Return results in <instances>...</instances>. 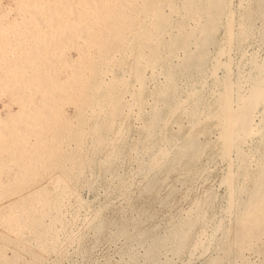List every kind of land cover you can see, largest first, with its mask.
<instances>
[{"label":"bare ground","instance_id":"obj_1","mask_svg":"<svg viewBox=\"0 0 264 264\" xmlns=\"http://www.w3.org/2000/svg\"><path fill=\"white\" fill-rule=\"evenodd\" d=\"M248 1L238 0V7L242 9ZM259 1L263 4L260 8H264V0ZM10 2L13 7L0 0V200L19 195L3 201L4 206H21L27 223H9L8 227L28 231L40 253L22 248L21 244V247L16 246L19 240H12L10 235L6 236L12 238L10 241L0 235V264H48L45 257L49 254L55 256L49 262L58 264L63 259L66 244L61 242L56 229L60 222L56 226L48 220L51 225H45L37 217L41 214L40 219L44 218L51 200L47 199V205L46 197L41 200L40 194V198L35 195L38 191L21 196L19 192L27 185L19 180L9 182L8 177L23 179L53 171L65 178L72 173L80 176L85 167L93 166L91 156L95 153L103 155L99 167L106 172L130 142L128 134L132 127L128 119L131 115L139 122L136 125L140 136L130 142V147L148 190L156 187L160 173H164L165 178L191 174L204 177L209 169L202 165V160L218 159L225 165L220 180L227 196L225 213L236 209L235 216L231 212L235 219L232 218L233 229L229 235L233 250L230 264H252L255 248L264 244V190L260 186L264 182V155L259 151L264 146V56H246L241 51L252 30L246 27L248 22L240 25L244 22L242 18L236 25L232 0ZM219 32L222 36L217 41ZM70 51L75 53L74 61L68 55ZM234 51L241 57L236 64L231 57ZM125 61L130 63L125 64ZM61 100L72 105L69 106L74 110L75 124L61 118L67 117L66 113L58 115L57 103ZM124 112H127L126 117ZM173 125L177 131L185 125V134L172 136L169 129ZM247 183L253 184V192H247L250 196L244 195L246 200L237 202V195L244 191ZM36 184L38 187L43 182ZM85 185L93 188L88 182ZM157 191L156 194L160 190ZM32 202H38V213L32 210ZM195 219L189 216L172 225L167 235L157 241V246L154 244L155 249L146 253L150 261L155 264L156 254L169 247L179 264H193L198 256L206 257L205 262L202 259L203 264H225V253L207 256L213 243L222 239L219 233L227 234L222 222L211 224L209 233L201 230L193 236L190 245L185 246L183 239L189 236ZM203 219L211 220L209 216ZM101 220V209H97L88 218L87 229L98 234L94 232L102 231ZM217 233L220 240L216 241ZM11 240L17 243L12 246ZM9 245L13 250L8 249ZM23 253L26 258L21 256Z\"/></svg>","mask_w":264,"mask_h":264},{"label":"rangeland","instance_id":"obj_2","mask_svg":"<svg viewBox=\"0 0 264 264\" xmlns=\"http://www.w3.org/2000/svg\"><path fill=\"white\" fill-rule=\"evenodd\" d=\"M4 2L6 4H8L10 7H13V4H11L10 0L9 1L4 0ZM232 2H233L232 3V5H233L232 11H233V13H235L234 19L236 18L235 19V23L237 22L236 25H239L241 23L240 25L243 24L245 26V24H247V22H248V24H247L248 26H246V27L250 26L251 28L250 27L249 28L252 30L251 37H249V39L247 40V43L244 45V47H242L243 49L241 51L246 53V56H249L251 54H256V55L259 54L258 56L263 57L264 56V44L262 43V41H264V8H260V7H263V4L259 0H249L246 3L247 5L245 4V6H244V7H246V6L247 7L246 8L243 7L242 9H240L238 7V0H232ZM259 10L262 11L263 14H261ZM238 18H240V19L238 20ZM241 18H242V20L244 19L243 20L244 22L241 21ZM238 21L239 22L241 21V22L239 23ZM221 34L222 33L219 32L216 35L217 41L220 40V38L222 36ZM250 38H253V39H250ZM256 47L258 49H256ZM215 48L216 47H214V49ZM235 53H236V51L232 52L231 57H232V59L234 57V59L236 61V62L235 61L234 62L236 64L240 61L241 57H240L239 52L236 54ZM68 55L72 58V61H74L73 60V58L75 57L74 51H70L68 53ZM117 56L120 57L121 55L119 54ZM238 59H239V61H238ZM120 62L123 63L122 61H119V63ZM125 62H127V63H125ZM125 62H124L125 64L130 63L129 61H125ZM61 101H58L57 107L59 106L61 109L63 108L62 110L64 111V113L58 107L59 108L58 109L59 111H57L59 113L58 115L61 116L64 114L63 116H65L67 114V117L61 116V118L69 121L72 124H75L76 120L73 118V117H75V114H74V110L71 108L72 105L69 104L71 106L70 107L68 104H65V102L62 101V102H64V104H65L64 105ZM2 102H6V99H2ZM59 102H61V104H59ZM62 104H63V106L61 107L60 105H62ZM66 105H68V106H66ZM66 111H68V112H66ZM60 113H61V115H60ZM72 114H74V115H72ZM123 115L126 117L127 112H124ZM128 122H129V125L132 127V130L128 134L129 141L132 142L134 140H137L138 139L137 137L140 136L138 126H137L139 122L137 120H135L133 115H131L129 117ZM182 122L184 123V121H182ZM136 123H137V125H136ZM132 125L134 126L135 129L136 128L137 129L135 130ZM170 130L174 131V132H171ZM134 131H136L135 134H134ZM169 131H170L169 133L174 137H175V135H176V137H182L185 134L186 129H185V125H184V127L182 129L177 131L176 126L173 125V127H171L169 129ZM180 131H183V133L180 134ZM131 133H133V134H131ZM176 133H178L179 135H182V136H179ZM135 135H137V136L133 137ZM130 138H131V140H130ZM86 142L88 143V147H90V145H91L90 140L87 139ZM130 142H127L125 147L122 148V151H121L119 157L117 158V160H115L107 168L108 170L105 169L106 172H104V169L102 170L101 167H99L100 161L103 158V155L95 153L96 155L93 154L95 157L93 155H92L93 157L91 156V161L93 160L92 161L93 166L91 167V169L90 168L88 169L87 167H85L82 171L83 175L80 174V176H79V174H73L72 173L70 176L65 178V177H63V174L62 175L59 174L58 171L57 172L53 171V172H49V174H53L55 176L57 174L56 177L49 175L48 172L47 173L45 172L46 174L43 172H42L43 173L42 174L40 172L39 174H41V175L37 174L39 176L32 175L33 177L29 176V177H25L23 179L22 178L21 179H14L13 178V180H12V178H11L12 176L8 177L7 180L9 182H15V181L19 180L18 182H21V183L27 185L24 189H22L19 192V194H21V192H22L21 196H25V195H28V193L31 194V193H35L38 191L35 195H37L39 197V194H40L41 200L46 197L45 203H47V205H48V200H51V201H49V206L51 208L49 207V211L45 214V216L42 215L46 219H44L43 217H42V219L44 221L42 219H40L41 214L40 215L37 214V217L39 216L40 218H38V219L41 221V223L44 222L45 225L46 224L51 225L52 223L55 222L56 226H57L58 222L61 223V224L59 223V225H58V227H56V229L58 230V232H60V234L58 233V236H59V239H61V242H64L67 245L65 244V253H64L63 259L60 260V262L58 264H144V263L145 264H153V261H150V258L147 257L146 253L149 251H153L155 249V246H157V243H158L157 241L163 239L167 235L166 233H168V230H169V228L171 229L172 225H174V226L177 225L178 222L180 223L182 220H184V218L187 219L189 216L192 218L196 217L197 219L194 220L195 222L192 226V229H190L191 231H189L190 232V234H188L189 236H187L183 239V243L185 240V243H184L185 246L188 247L190 245V241L201 230H204V231L209 233L210 231H212V227H211L212 225L211 224H216L217 222L218 223L222 222V223H224L223 231L227 232L228 235L226 233L220 232L219 233V235L221 234L220 237L223 236V237H221L222 239L220 240V237H218L219 235L217 233L216 241H217V239L220 241L213 243V245H212L211 249L209 250V253L207 256L208 257L222 256L225 253L223 255L225 258L227 257V261H225V264H230V262H231L230 260L233 256V250L231 249L232 236H229V235L233 229L234 220H232V218H234V217H232V216L233 215L235 216L236 209L232 208L231 211L229 212V214H226L227 213L226 206H225L226 203H224V202H226V199H227L226 190L223 186H221V181H220L222 179L221 177L223 175V170L225 168V165L221 161H219L218 159L202 160L203 161L202 165L207 170L209 169L208 171H206V173L208 172L207 173L208 175L205 174L204 177L203 176H197L195 174H191V175L180 177V178H175L173 176L165 178L164 173H160V174H158L159 176L156 177L157 180L155 181V185H156V183H157V185H156V187H154L151 190L152 191V193H151V191L148 190L146 187L147 181L144 179V177H143L144 175L142 173H140L139 170H137L138 169V164H137L138 161H136L137 159H136L135 153L132 151V149L130 147V145H131ZM128 147H130V149ZM260 148H259V151L260 150L262 151V153H261V151H260V153L264 155V149H263L264 146H261ZM214 161H216V162H214ZM210 163H211V165H210ZM111 166H112V168H111ZM217 167H218V169H217ZM219 170H221V172ZM54 172L56 174H54ZM116 172L118 173V175ZM108 173H109V175H113V177L109 176ZM40 176H43L44 178L42 177V179H45V181H42V179H40ZM59 176H60V178H58ZM114 176L118 177V179ZM113 178H115L116 180L115 179L113 180ZM134 178H136V179H134ZM110 179H112L111 182H110ZM47 180H49V182ZM57 180H59V181H57ZM117 180H118V182H117ZM54 181L57 184H55ZM165 181H166V183H165ZM40 182H43V184H40L38 187H35V184L36 183L39 184ZM45 182L49 183V184H46ZM87 182L91 186H93V188H90V189H89V187L87 188V186L85 185V183H87ZM27 183L28 184L30 183V184L28 185ZM160 183H162V184L165 183V184H164V186H162V184H160ZM37 184H36V186H37ZM54 184L57 185V187H56L57 189L55 188ZM43 185H45V186H43ZM124 185H126V187L129 186L128 189H126V187H124ZM159 185L161 186V188ZM252 185H253L252 183L246 184V186L243 188L244 191H242L241 193H239L237 195L238 196L236 198L237 202L244 201L246 196L247 197L250 196V194H251L250 191L253 192V190L255 188ZM260 186H261V189L264 190V182ZM52 187H53V189L55 188L56 192H55V190L52 189ZM84 187H86V189ZM33 188H35L36 191L35 190L33 191ZM155 188H156V190H155ZM28 189H32V190H30L31 192H29ZM170 189L173 191L172 193L170 192ZM26 190H28V192ZM60 190H62V191H60ZM145 190H146V193H144ZM154 190L156 192H158L157 190H160V191H159V193L156 194V192H154ZM123 191H125L126 193ZM147 191H149V193ZM65 192L66 193L70 192V193L66 194ZM169 192H170V195L172 194L171 196L169 195ZM247 192L250 194L246 195ZM44 193H45V195L43 196ZM100 193H101V195H100ZM146 194H148V195H146ZM154 194H156V195H154ZM240 194H242L241 197H240ZM127 195H128V198L124 199V197H127ZM138 195H140V196H138ZM244 195H245V197H244ZM17 196H19V195H17ZM55 196H56V198L59 197L58 198L59 200L56 199ZM10 197H7L5 199L0 200V213H1L0 214V232L3 231L2 233H0V235H3L2 238L5 236V239L9 238L6 236L10 235V237H12L13 239L9 238V241H10V239H12V240L16 239L17 241L19 240L18 243L16 240H15V242L11 240V242L9 244H11L12 246H14L13 245L14 243L15 244L17 243L16 246H19L21 244L22 248L25 246L24 248H26V249L28 248L29 250H31L34 253L37 251L36 253H38L39 248L36 245V243L34 242L33 237L30 235V233H28L27 230H26L27 232H25V229H21L22 231H20V230L18 231V230H15V229L8 227L12 223L13 224L19 223V222L20 223H23V222L27 223V221H25V219H24L21 206H16V205L15 206L14 205L4 206L5 202H3V201L12 200V197L14 199L15 196H10ZM121 197H123V198H121ZM207 197H209L211 199V201ZM60 198H61V201H60ZM240 198H243V199H240ZM53 199H54V201H53ZM161 199H163V200H161ZM166 200L168 201V203L166 202ZM55 201H58V204H56L57 202H55ZM137 201H139V202H137ZM163 201H165L166 203H164ZM205 201H208V202H205ZM51 202H52V204H51ZM106 202H107V204H106ZM161 202H163V205ZM37 203L32 202V210L37 211L36 213H38L39 212L38 210H40V207L38 206ZM60 203H61V205H60ZM125 203H126V205H125ZM159 203L161 205H159ZM33 204L36 205V207L34 206L35 208L33 207ZM51 205H54V207L56 209ZM203 205H205V206H203ZM57 206L58 207L61 206L64 209L61 207L58 208ZM112 207H113V209H112ZM204 207H205V209H204ZM93 209H94V211H93ZM97 209H101V218H102L101 222L103 221L102 222V229H101L102 231L94 232L95 234L98 233V234L94 235L93 231L91 232L90 229H87L88 228L87 227L88 226L87 220L90 216H92L95 213V211ZM53 210L56 212H54ZM63 210H64V212H63ZM57 211H59V212H57ZM10 212H13L14 214H12ZM49 212H51V213H49ZM76 212H78V213H76ZM91 212H92V214H91ZM231 212L233 213V215ZM186 213H187V215H186ZM9 216H10V218H9ZM53 216H54V218H53ZM60 216L63 218L60 219L59 218ZM198 216H200V217L198 218ZM202 216L203 217L209 216L211 219L210 222H206ZM228 216H230V217H228ZM3 218H4V221H2ZM11 219L12 220L14 219L13 221H15V222H13ZM20 219H23L24 221L20 220ZM59 219H60V221H59ZM48 220L51 222V224L49 223ZM133 221H135V222H133ZM55 223H54V225H55ZM201 224H202V226H201ZM174 226H172V227H174ZM197 227H198V229H197ZM201 228H203V229H201ZM205 228H207V230H209V231L205 230ZM80 229H82V230H80ZM61 231H63V232H61ZM22 233H24V234H22ZM27 233H28V235H30L32 237L33 240H31V237L29 238ZM99 233H101V234H99ZM72 234L75 236H73ZM224 234H226V235H224ZM23 235H26V237ZM70 235H72L73 238ZM76 235H78V236H76ZM98 235H100V236H98ZM20 237H21V239H20ZM2 238L0 239V245L2 242L1 241ZM187 238H188V241H187ZM68 239H69V241H68ZM76 240H78V241H76ZM73 241H74V243H73ZM154 244H155V246H154ZM217 244H219V245H217ZM11 245H9L10 246L8 248L9 250H13V247H11ZM68 245H71V246L69 247ZM225 245L227 247H225ZM31 246H32V248H31ZM259 246H257L255 248L256 253L254 252L255 254H254V257L252 258V264H254V263L255 264H257V263L258 264L259 263L264 264V258H262V257H264V244L259 245ZM19 247H21V246H19ZM34 249H35V251H34ZM170 249L171 248L168 247L164 251L158 252L156 254L158 259L154 263L155 264L156 263L162 264L161 261H164L166 264L167 263L168 264H170V263L171 264H173V263L179 264V262H177L178 261L177 257L174 256L173 252ZM169 250L171 251L170 254H168ZM160 253L162 254L163 257H161V255H159ZM163 253L168 254V255H165V254L163 255ZM184 253L187 254V250ZM6 255L10 256L9 251H6ZM21 256L23 258H26V254H24V253H23V255L21 254ZM45 256H47V254L44 255V257ZM164 256L167 259H169L170 257L171 258L169 260H167L165 258L166 259V261H165ZM48 257H50V259ZM48 257H45V259L47 260L46 262H48V264H49L51 262L50 260H54L55 256H54V254H52V256L49 254ZM175 258L177 261L175 260ZM146 259H148V260H146ZM202 259L203 260L205 259L204 262L206 261V257L201 258L200 256H198L196 261L193 264H203L204 262H202L203 261ZM170 260H172V262ZM254 260L257 261V263L254 262ZM147 261H149V262L147 263Z\"/></svg>","mask_w":264,"mask_h":264}]
</instances>
